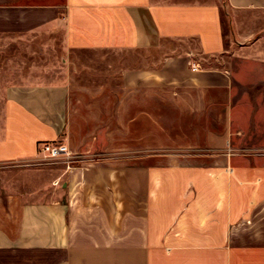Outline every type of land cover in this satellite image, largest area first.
<instances>
[{"label": "crops", "instance_id": "crops-1", "mask_svg": "<svg viewBox=\"0 0 264 264\" xmlns=\"http://www.w3.org/2000/svg\"><path fill=\"white\" fill-rule=\"evenodd\" d=\"M224 5L264 13V0H0V45L61 36L67 51L138 56L112 85L34 76L2 84L0 166L59 142L78 161L44 200L0 195V264H264V147L228 146L227 125L206 131L205 153L128 155L129 136L137 151L160 147L146 148L145 136L160 133L162 102L180 110L163 116L171 119L203 117L232 98L240 79L205 64L228 52ZM226 112L232 121V106Z\"/></svg>", "mask_w": 264, "mask_h": 264}, {"label": "rangeland", "instance_id": "rangeland-1", "mask_svg": "<svg viewBox=\"0 0 264 264\" xmlns=\"http://www.w3.org/2000/svg\"><path fill=\"white\" fill-rule=\"evenodd\" d=\"M223 11L228 52L221 63L205 64L210 67L219 65L227 68L240 79V82H234L233 90L229 93L232 98L229 102L218 103L220 107L217 110L213 108L212 112L203 117L171 119H165L163 116H180V110L173 106L176 111L171 109L168 111L166 107L168 105L162 102L164 110L160 133L145 136L146 148L154 143L157 146V142H160L161 145H158L160 147H155L158 150L151 152L137 151L136 136H129V156L142 153L145 155L205 153L206 133L222 132L227 125L232 126V132L226 138L228 146L239 148L244 154L251 153L248 151L250 148L264 147V13L238 15L227 6ZM247 31H254V36L244 40L238 35L240 33L244 36ZM240 44L252 45L253 49L240 52ZM191 46L196 48L195 43ZM137 57L134 53L122 51H67L62 45L61 36H56L53 40H10L6 43L3 41L0 45V90L8 78L11 80L15 77L30 76L43 77L51 81L67 77L71 78L73 83H77L76 85L83 87L90 83H96L97 87L105 83L112 85L119 82L122 68ZM225 95L211 93L214 97ZM2 105L0 96V109ZM231 106L234 113L232 121L223 117L227 113L226 109ZM116 142H120V136H117ZM261 153H264V150ZM96 154L95 157L119 156L121 152L97 151ZM64 166L61 160H44L41 156L29 161L0 166V195H15L22 202L44 200L48 195L47 186L54 185L56 177L65 169Z\"/></svg>", "mask_w": 264, "mask_h": 264}, {"label": "built area", "instance_id": "built-area-1", "mask_svg": "<svg viewBox=\"0 0 264 264\" xmlns=\"http://www.w3.org/2000/svg\"><path fill=\"white\" fill-rule=\"evenodd\" d=\"M197 65H193V70H198ZM44 160H61L69 168L78 161V157L73 154L69 147L63 143H46L40 146L39 155Z\"/></svg>", "mask_w": 264, "mask_h": 264}]
</instances>
